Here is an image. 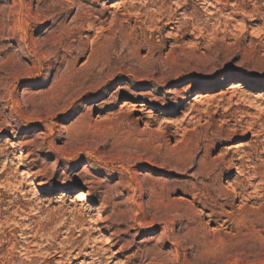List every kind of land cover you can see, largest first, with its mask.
<instances>
[{
    "label": "rangeland",
    "instance_id": "1",
    "mask_svg": "<svg viewBox=\"0 0 264 264\" xmlns=\"http://www.w3.org/2000/svg\"><path fill=\"white\" fill-rule=\"evenodd\" d=\"M0 264H264V0H0Z\"/></svg>",
    "mask_w": 264,
    "mask_h": 264
},
{
    "label": "bare ground",
    "instance_id": "2",
    "mask_svg": "<svg viewBox=\"0 0 264 264\" xmlns=\"http://www.w3.org/2000/svg\"><path fill=\"white\" fill-rule=\"evenodd\" d=\"M217 166L220 167V164H212L211 165V167H212L211 173L213 175H215L214 173L218 169V168H216ZM207 178L211 179V175L209 177H207ZM196 191H199V188H198V186L196 184H194V185H192V188L189 189V192L192 193V195L194 196V198H198L197 197L198 194H196ZM77 193H78L77 196H76L77 201H79V202L89 201V195L85 191L79 190ZM100 221H101V218L100 217H95V216H90L89 217V222L92 223V224L99 225L100 224Z\"/></svg>",
    "mask_w": 264,
    "mask_h": 264
}]
</instances>
